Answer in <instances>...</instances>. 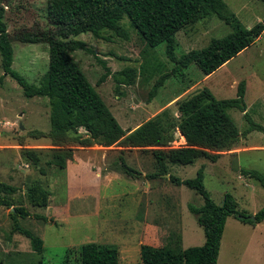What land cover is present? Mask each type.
I'll list each match as a JSON object with an SVG mask.
<instances>
[{"label": "rangeland", "instance_id": "rangeland-1", "mask_svg": "<svg viewBox=\"0 0 264 264\" xmlns=\"http://www.w3.org/2000/svg\"><path fill=\"white\" fill-rule=\"evenodd\" d=\"M225 2L247 28L264 20V0ZM4 4L11 35L37 27L51 28L48 0H4ZM122 25L128 39L110 31L101 38L83 34L76 40L86 43L93 53L78 50L72 56L125 130H135L164 111L178 123L181 101L205 88L219 100L235 99L239 85L246 83V111L235 108L229 110V115L240 134L250 132L242 135L238 145L223 153L217 162L199 159L190 166L169 165L168 174L182 180L193 179L204 167L205 188L218 205L229 193L239 211L254 215L262 210L264 187L241 170L264 176V33L254 45L210 76H204L192 65L183 76L170 77L149 101L161 73L172 72L176 63L168 57L166 45L148 50L146 56V44L127 17ZM231 32V27L216 15L202 19L177 34L176 58L201 50L213 39ZM13 47L12 70L30 84L40 85L49 68V45L14 42ZM100 60L106 62L112 75L98 85L106 73ZM159 65L164 66L159 68L161 73L157 71ZM126 68L137 71L134 85H120L114 78L113 74ZM253 125L262 130L252 129ZM50 131L49 100L27 97L23 87L2 68L0 56V181L17 188L11 196L13 206L0 208V264H64L68 249L87 243L116 245L120 264H144L145 258L155 251L204 245V230L188 208L189 204L202 207L203 197L186 186L173 184L169 176L144 177L157 172L151 153L138 149L123 153L127 164L141 172L142 177L122 171L119 146L78 148L74 160L61 169L48 165L54 154L51 140L32 136V132ZM80 133L85 134L84 130ZM176 137L173 146H183L185 140L179 132ZM23 148L41 151V167L46 175L22 155ZM37 183L52 192L48 208L34 207L29 202L28 189ZM20 207L29 212L27 217L14 215L15 208ZM16 225L44 241L42 254L32 249L30 239L17 231ZM71 262L76 264L74 258ZM218 264H264V223L250 225L228 218Z\"/></svg>", "mask_w": 264, "mask_h": 264}, {"label": "trees", "instance_id": "trees-1", "mask_svg": "<svg viewBox=\"0 0 264 264\" xmlns=\"http://www.w3.org/2000/svg\"><path fill=\"white\" fill-rule=\"evenodd\" d=\"M5 6L4 0H0L2 68L23 87L27 97L49 100L51 131L48 134L32 132L34 138L47 137L51 140L54 154L48 161L49 166L66 169L68 162L74 160L78 148L119 146L122 147L119 165L125 174L142 177V173L130 167L123 157L125 151L138 149L153 155L157 172L145 177L155 179L160 175H169V165L190 166L199 159L217 162L223 153L232 151L238 145L242 135L246 136L250 132L248 130L240 134L234 119L229 115V110L235 108L246 111L245 82L239 85L235 99L219 100L205 88L181 101L178 104V123L164 111L135 130H125L72 54L78 50L93 53L86 43L76 40L83 34L101 38L104 32L110 31L128 39V32L122 25L127 17L146 44V56L149 55L148 50L166 45L168 57L176 63L170 73H161L162 69L159 68L164 66L157 67L158 73L162 75L150 92L151 101L170 77L183 76L190 66L196 65L204 76H210L250 48L263 35L264 20L252 28L245 27L225 0H48L50 29L37 27L11 35L5 21ZM212 15L223 20L232 32L223 38L213 39L201 50L190 51L177 59V34ZM14 42L49 45V68L40 85L30 84L12 70ZM100 62L106 73L98 85L112 75L106 62ZM113 75L120 85L131 86L135 84L137 71L126 68ZM245 117L249 120L248 113ZM252 129L262 130V127L253 125ZM81 130L85 134L80 133ZM177 132L185 140V144L180 147L173 146L177 141ZM21 153L41 174H47L41 167V151L23 148ZM204 172V167H201L195 178L186 180L169 176L173 184L186 186L203 197L202 207L189 204L188 208L204 230V245L185 250L155 251L145 258L144 264H218L228 218L233 217L250 225L264 223V208L254 215L241 212L235 198L229 193L225 195L224 203L218 205L205 188ZM241 172L246 177L256 179L264 187V176L259 172ZM16 192V187L0 181V208L12 207L11 196ZM27 196L32 206L48 208L52 192L37 183L28 189ZM15 214L27 217L29 212L20 207L15 208ZM41 218L48 220L44 216ZM16 230L30 239L35 252H44V241L40 237L18 225ZM72 258L76 264H120V251L116 245L87 243L79 248L68 249L64 264H72Z\"/></svg>", "mask_w": 264, "mask_h": 264}, {"label": "water", "instance_id": "water-1", "mask_svg": "<svg viewBox=\"0 0 264 264\" xmlns=\"http://www.w3.org/2000/svg\"><path fill=\"white\" fill-rule=\"evenodd\" d=\"M167 177L169 176V175H166Z\"/></svg>", "mask_w": 264, "mask_h": 264}, {"label": "crops", "instance_id": "crops-1", "mask_svg": "<svg viewBox=\"0 0 264 264\" xmlns=\"http://www.w3.org/2000/svg\"><path fill=\"white\" fill-rule=\"evenodd\" d=\"M144 177H145V175H144Z\"/></svg>", "mask_w": 264, "mask_h": 264}]
</instances>
